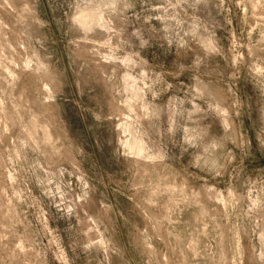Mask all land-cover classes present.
I'll return each mask as SVG.
<instances>
[{
	"label": "rangeland",
	"instance_id": "obj_1",
	"mask_svg": "<svg viewBox=\"0 0 264 264\" xmlns=\"http://www.w3.org/2000/svg\"><path fill=\"white\" fill-rule=\"evenodd\" d=\"M66 10L58 0H0V44L7 37L10 45L0 48V264H264V168L250 171L241 163L235 171L223 172L212 159L200 160L197 167L193 160L185 169L191 175H177L163 195L156 190L134 195L129 185L136 178L110 170L99 146L89 160L76 156L57 163L51 157L46 163L56 136L41 122L32 83L33 77H47L60 91L62 73L50 62L49 40L59 46L63 36L64 55L72 64L83 54L68 41L80 37L100 50L104 62H129L121 54L127 45L107 38L111 29L103 13L80 7L70 27L63 18ZM188 12L191 16L193 10ZM195 16L224 44L220 60L225 54L236 59L229 51L233 32L244 35L238 44L249 45V34L252 44L264 39L249 27L254 18L246 17L231 0L201 4ZM152 23L164 27L162 21ZM237 51L248 58V47ZM147 83L141 84L135 71L124 72V99L108 106L116 113L112 119L117 137L124 138L117 139L116 146L131 158L147 153L130 115L142 99H151ZM252 83L264 91V80L254 78ZM200 88L203 85L194 81L187 89L181 86L169 93L172 110L182 113L190 108L187 100L199 103L194 97ZM187 92L192 96L186 100ZM143 107L150 110L148 103ZM121 111L124 115L118 119ZM220 118L224 119L222 113ZM184 127L189 141L205 132ZM237 127L242 130L243 123ZM258 136L264 137V128ZM41 140L45 155L33 150ZM225 140L235 150L243 149L240 133L234 131ZM37 160L42 167H31ZM217 170L222 171L219 177ZM13 247L18 259L11 258Z\"/></svg>",
	"mask_w": 264,
	"mask_h": 264
},
{
	"label": "clouds",
	"instance_id": "obj_2",
	"mask_svg": "<svg viewBox=\"0 0 264 264\" xmlns=\"http://www.w3.org/2000/svg\"><path fill=\"white\" fill-rule=\"evenodd\" d=\"M209 2L155 0L154 5L153 0H58L59 6L67 9L63 18L70 27L73 14L80 7L96 8L103 13L111 29L107 38L116 37L127 45L126 50L121 49V54L129 62H104L100 50L80 37L68 41L74 48L82 49L83 54L79 63L72 64L64 55L63 36L59 46L54 39L49 40L50 62L62 73L60 91L55 90L53 81L47 77L38 80L33 77L32 83L34 106L43 118L41 122L56 136L46 163L50 164L51 157H56L57 163L76 156L89 160L96 155L99 146L110 170L125 175L131 173L136 178L129 185L134 195L141 190L148 193L156 190L163 195L166 184L174 183L177 175H191L185 169L193 160L196 162L193 167H197L200 160L212 159L223 172L229 168L235 171L241 163L250 171L264 168V137L258 136L259 130L264 128V91L252 83L254 78L264 80V39L252 44L249 34L251 46L238 44L244 35L236 37L233 32L229 51L236 59L225 54L220 60L224 44L195 16L197 6ZM231 2L245 10L246 17L254 18L255 23L249 27L251 31L258 29L264 38V0ZM223 3L224 0H220V5ZM189 9L193 10L191 16ZM154 20L164 22V27L154 25ZM209 42L212 47L208 46ZM18 43L23 47L22 42ZM7 47L10 45L4 37L0 48ZM238 47H248L247 59L237 51ZM18 67L22 69V65ZM126 71H135L141 84L148 81L145 87L151 96V99H142L136 112L130 113L134 133L146 142L147 153L140 158H131L116 146L117 139L122 142L124 138L117 137L118 129L112 119L116 113L108 111L109 104L124 99L121 85ZM194 81L203 85L194 97L199 103L187 100L192 96L187 92L186 100L191 107L182 113L173 111L168 94L176 93L181 86L187 89ZM144 103H148L150 110L144 109ZM123 115L121 111L117 118ZM241 122L242 130L237 127ZM185 124L191 129L203 128L205 132L195 141H189ZM234 131L242 138L240 151L225 140ZM44 143L41 140L33 150L45 155L41 151ZM31 167L42 166L37 160ZM220 170L215 171V176L222 175ZM10 251L12 259L19 258L15 247Z\"/></svg>",
	"mask_w": 264,
	"mask_h": 264
}]
</instances>
